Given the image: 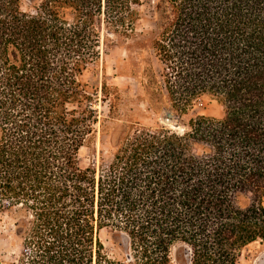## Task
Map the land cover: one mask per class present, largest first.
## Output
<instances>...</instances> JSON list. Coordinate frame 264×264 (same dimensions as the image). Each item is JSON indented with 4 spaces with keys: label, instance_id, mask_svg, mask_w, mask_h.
Masks as SVG:
<instances>
[{
    "label": "trees",
    "instance_id": "1",
    "mask_svg": "<svg viewBox=\"0 0 264 264\" xmlns=\"http://www.w3.org/2000/svg\"><path fill=\"white\" fill-rule=\"evenodd\" d=\"M139 5L0 0V214H19L31 247L9 264H180L181 244L187 264H240L264 244V0H153L143 31ZM98 21L150 43L149 84L176 112L208 94L225 114L183 129L121 121L108 141L102 122L100 163L82 167L97 119L81 75L100 55ZM105 228L128 237L118 259Z\"/></svg>",
    "mask_w": 264,
    "mask_h": 264
},
{
    "label": "rangeland",
    "instance_id": "2",
    "mask_svg": "<svg viewBox=\"0 0 264 264\" xmlns=\"http://www.w3.org/2000/svg\"><path fill=\"white\" fill-rule=\"evenodd\" d=\"M37 2L38 0H22V7L25 10H33ZM138 9L140 18L136 24L137 31L150 29L153 25V0H141ZM97 28L100 30V55L88 64L81 75V80L88 84V91L93 95L92 106L97 119L94 123L96 131L88 136L78 152L82 167L89 166L93 159L100 163V150L103 146L102 122L105 123L104 139L108 141L114 131L119 129L118 124L121 121L129 122L130 125L139 121L142 125L156 127L159 122L164 123L167 109L179 115L182 124L179 129L184 127L182 119L187 122L200 114L215 117L225 114V106L220 100L208 94L194 100L185 113L176 112L163 97L153 92L149 84L151 60L157 64L150 43H142V40L134 35H108L103 22L100 21L97 22ZM105 84L107 87H104ZM69 107L76 105L70 104ZM107 141L105 147L108 146ZM18 215L12 212L0 214V264H9L20 259L22 252L31 248L15 234L14 222ZM99 237L112 257L120 258L119 250L126 253L122 235L114 234L105 228L100 231ZM263 253L264 244L260 241L251 243L242 250L240 264H255Z\"/></svg>",
    "mask_w": 264,
    "mask_h": 264
},
{
    "label": "water",
    "instance_id": "3",
    "mask_svg": "<svg viewBox=\"0 0 264 264\" xmlns=\"http://www.w3.org/2000/svg\"><path fill=\"white\" fill-rule=\"evenodd\" d=\"M164 123L167 125H170L174 128H181L182 124L179 121V115L175 112H173L170 109H167L165 111V115H164V119H163ZM123 239H124V243L126 246V252L129 251V241H128V237L126 234H121ZM176 253L179 254L182 257L183 261L180 264H187L189 262V258H190V248L185 245V244H181L178 245L176 248ZM129 256V254H128ZM255 264H264V253L258 258V260L256 261Z\"/></svg>",
    "mask_w": 264,
    "mask_h": 264
}]
</instances>
